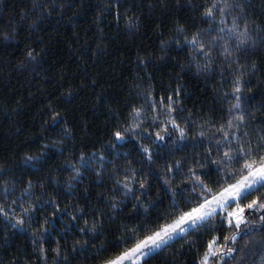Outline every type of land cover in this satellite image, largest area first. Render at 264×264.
<instances>
[{
    "label": "snow or ice",
    "instance_id": "obj_1",
    "mask_svg": "<svg viewBox=\"0 0 264 264\" xmlns=\"http://www.w3.org/2000/svg\"><path fill=\"white\" fill-rule=\"evenodd\" d=\"M260 2L264 14V0ZM62 3L34 0L31 15L39 12L43 21L53 12H63ZM122 5L123 0L114 4L105 0L101 16L114 11L117 25L123 19L130 31L139 30V16L132 15L131 9L122 14ZM187 8L199 13L200 25L190 32L178 23L175 35L161 43V50L167 52L175 45L186 52L187 68H194L197 76L215 77L219 71L216 94L221 105L213 113L216 119L185 115L180 99L183 88L160 94L150 83L151 76L138 77L147 86L137 84L124 111L114 114L109 144L115 149L135 141L145 166L138 170L129 165L120 172L115 160L106 161L97 153L81 154L79 164L65 166L70 172L68 193L82 182L81 169L93 172L95 186L105 188L97 194L94 207L87 203L86 190L85 207L76 204L62 210L58 179L41 176L37 184L29 179L23 186L17 172L0 166V222L14 233L29 234L32 264H77L80 257L88 258L89 247L98 264H152L177 244L182 246L177 253L181 260L192 257L184 264H264V116L257 117V112H264V95L258 104L256 96L250 95L254 88H264V24L257 23L258 9L251 0H203ZM28 18L29 14L21 17ZM36 24L33 21L30 27ZM14 32L6 33L4 41L14 39ZM27 56L36 59L32 51ZM140 59L142 71L154 63L148 55ZM53 121L57 123L55 116ZM38 159L27 155L24 162L32 167ZM90 161L95 167H89ZM161 164L163 170L155 173L154 167ZM149 178L163 193L155 204L148 195ZM46 185L50 191L35 192ZM124 201H135L131 204L134 214L130 222L114 227L116 216L103 209L119 215ZM49 209L50 216L38 215ZM106 223L113 240L103 238ZM58 225L63 232L57 231ZM69 233L74 241L70 251L61 243ZM97 240H101L99 246ZM166 264H176L175 258Z\"/></svg>",
    "mask_w": 264,
    "mask_h": 264
},
{
    "label": "trees",
    "instance_id": "obj_2",
    "mask_svg": "<svg viewBox=\"0 0 264 264\" xmlns=\"http://www.w3.org/2000/svg\"><path fill=\"white\" fill-rule=\"evenodd\" d=\"M39 2L44 4L48 0ZM104 2L63 0L59 5L63 12H53L41 21L39 12L31 15L34 0H0V166L17 172L24 181L23 186L29 179L37 184L41 176L58 179L62 210L76 204L85 207L82 197L86 190L90 197L87 203L94 207L97 194L105 191L95 186L97 177L93 172L81 169L82 182L74 184L73 192H67L70 172L65 166L79 164L81 154L86 157L103 154L106 161H116L120 172L129 165L138 170L145 166L137 154L135 141L118 144L115 149L109 144L110 130L116 123L114 114L124 111L129 94H135L137 84L147 86L146 80H138V77L151 76L150 83L160 94L183 88L180 99L181 106L187 109L185 115L216 119L213 113L221 105L216 94L220 87L219 71L215 77L197 76L194 68H187L186 52L179 51L175 45L167 52L161 50V43L175 35L178 23L190 32L200 25L199 13L188 9L187 5H198L203 0H123L121 13L131 9V14L139 16L141 21L140 29L133 31L125 26L123 19L116 24L114 11L101 16ZM112 2L114 4L115 0ZM251 2L258 9L257 23L264 24L260 0ZM25 14L30 18L22 20ZM33 21L37 24L30 27ZM13 29L14 39L4 41V35ZM28 51H32L36 59H29ZM145 55L154 63L142 71L144 65L140 57ZM161 56L164 59H160ZM250 95L256 96L258 104L264 88H254ZM54 116L57 123L53 121ZM260 116H264V112H257V117ZM27 155L39 158L32 167L25 165ZM89 167H95L94 161L89 162ZM162 170V164L153 169L155 173ZM105 179H108L107 173ZM148 183L152 184L148 195L155 204L163 198V193L151 178ZM106 187L110 189L111 182ZM42 191L50 189L47 185L44 189H35L37 194ZM16 194L19 195V189ZM139 199L144 200V197ZM134 203L124 201L119 215L103 210L109 216H116L118 223L114 227H119L130 222ZM164 208L166 204L162 205V210ZM91 210L89 207V212ZM38 215L50 216L51 210ZM105 229L103 238L115 239L109 234L107 223ZM57 231L63 232L64 228L58 225ZM76 235L79 239V234ZM61 243L70 251L74 244L71 233L67 241L61 240ZM100 243L101 240L96 241L97 246ZM50 246L54 248L55 243L50 241ZM181 247L177 244L152 264H166L173 258L176 264H184V260L192 259L189 255L181 260L177 255ZM93 252L89 247L88 258L80 257L77 264H98L91 258ZM31 253L29 234L14 233L0 222V264L13 261L32 264Z\"/></svg>",
    "mask_w": 264,
    "mask_h": 264
}]
</instances>
